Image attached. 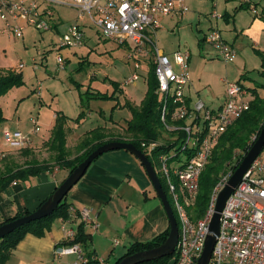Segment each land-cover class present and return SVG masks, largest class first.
I'll use <instances>...</instances> for the list:
<instances>
[{
  "label": "built area",
  "instance_id": "1",
  "mask_svg": "<svg viewBox=\"0 0 264 264\" xmlns=\"http://www.w3.org/2000/svg\"><path fill=\"white\" fill-rule=\"evenodd\" d=\"M240 1L248 5L251 3L250 0ZM56 5L79 10L80 18L87 16L104 40L128 46L131 49L129 58L134 60L136 70L141 69V63L135 59L137 55L150 59L154 66L157 94L162 104V125L168 133L185 134L180 157L176 153L159 157L162 179L168 187L180 224L177 257L173 264H198L210 234L209 226L218 196L227 186L233 170L221 175L203 218L193 221L189 211L197 201L200 177L213 148L226 129L250 109V92L240 82H225L226 99L217 110L207 107L202 99H192L188 95L191 85L190 54L176 51L168 56L156 44L161 18L186 15L189 12L187 0H0V16L13 34L22 38L24 27H17L16 22L22 21L41 32L50 31L56 20ZM252 11L257 14L256 8ZM212 18L219 20L221 16L215 12ZM85 42L86 33L80 24L71 25L66 33L61 34L55 44L58 67L64 69L66 66L63 50L82 48ZM205 42L224 61H235L236 50L223 38L218 28H212L206 34ZM23 68L24 64H21L19 70ZM138 79L139 75L134 74L123 85H131ZM32 122L36 126L33 132L38 133V121L33 119ZM179 122H184V125L176 124ZM4 140L10 148L17 149L26 147L31 139L21 132L7 131ZM164 144L161 141L143 143L145 154L151 155ZM197 148L193 157L186 156ZM70 211L69 220H63L65 223L78 219L86 226L98 228L90 209L72 207ZM76 235V231H68V240L73 241ZM58 253H76L80 264L88 263L79 244L68 245ZM210 264H264V161L260 157L251 165L226 203Z\"/></svg>",
  "mask_w": 264,
  "mask_h": 264
},
{
  "label": "rangeland",
  "instance_id": "2",
  "mask_svg": "<svg viewBox=\"0 0 264 264\" xmlns=\"http://www.w3.org/2000/svg\"><path fill=\"white\" fill-rule=\"evenodd\" d=\"M250 1V5L243 3L244 8H240V0H187L189 12L179 20L180 23L176 26L172 24L158 34V47L165 49L168 56L174 51L191 55L192 93L199 91L198 97L209 106L224 102L227 90L225 82H237L242 78L247 87L264 85L261 74L264 21L256 18L252 11L256 4L257 13L261 14L264 0ZM215 12L221 19L212 18ZM54 14L57 22H60L59 31L41 32L18 21L17 27H24L22 38L16 37L0 16V76L7 71H14L21 73L25 82L0 98V106L7 119L0 125V170L3 169L2 159L5 156L14 157L19 165L34 157L39 162L52 163L53 153L49 150V141L54 115L61 112L76 119L84 110L85 120L77 126L76 136L72 133L68 142L70 155L75 157L76 147L84 134L104 126L111 118H131L126 104H141L148 91V74L151 67L146 64L144 57L138 58V62L145 65L136 70L129 58L131 52L128 48L104 40L95 28L90 27L91 22L87 16L80 18L79 10L56 5ZM225 14L231 17L229 23L222 19ZM73 24L84 26L86 42L80 49L62 51L66 57V66L60 69L56 61L58 52L53 44L58 42L61 34L66 33ZM212 28H218L223 38L233 45L237 52L234 62L224 61L212 46L203 42L205 34ZM79 63H82L80 70ZM21 64H24L23 70H19ZM134 74H138L139 79L122 88ZM117 85L123 91L121 94L116 92ZM259 90L264 92V87L261 86ZM87 91L109 96L116 93L117 99H88L93 95L86 94ZM82 97L83 101L88 103L85 108L81 107ZM101 111L104 113L102 117ZM33 119L39 121L38 133L33 132L36 128ZM7 131L21 132L28 136L31 140L27 147L32 150V155L25 157L19 148H10L4 140V133ZM118 132L120 136H125L124 131ZM260 158L264 161V149ZM153 163L157 174L163 178L159 161L153 160ZM174 260L175 258L169 264Z\"/></svg>",
  "mask_w": 264,
  "mask_h": 264
},
{
  "label": "crops",
  "instance_id": "3",
  "mask_svg": "<svg viewBox=\"0 0 264 264\" xmlns=\"http://www.w3.org/2000/svg\"><path fill=\"white\" fill-rule=\"evenodd\" d=\"M240 3L242 2L240 1ZM242 5L243 3L240 7ZM255 8L258 9L256 4ZM255 16L264 21V9L261 14L257 13ZM182 18L184 17L170 16L161 18V28L156 34L157 46L158 34L162 30L164 32L165 28L171 27L172 24L173 26L178 25L180 23L179 20ZM222 19L227 23L231 21L229 14H225ZM59 26L60 22L55 20L52 30L59 31ZM82 27L84 29V26ZM90 27L93 26L90 24ZM205 36L203 38L204 43ZM55 44L53 45L55 46ZM125 47L131 52L128 46ZM159 49L166 54L165 49ZM73 50L76 49H65L63 51ZM138 58L143 57L136 56L135 59L139 61L140 59ZM145 60L147 61L146 64L148 63L150 67L153 66L150 59L145 58ZM67 61H69L68 58ZM132 61L134 63V60ZM144 65L141 64V69ZM237 82L242 83L248 89L250 92L249 99L252 101L254 99L252 89H255V87H247L242 82V78ZM193 92L190 85L187 90L188 95L192 99L200 97L199 91ZM258 93L264 97V92H260L258 89ZM225 99L226 91L224 101ZM222 104L206 105L211 109L217 110L221 108ZM139 105L136 104L134 106ZM103 114L101 111L100 116L102 117ZM56 118L57 114L54 115V122L50 131L55 125ZM131 118L119 120L111 118L108 123H104V126L100 128L106 130L105 133L108 135L106 139L119 137L118 130L124 131ZM77 126L73 122L70 123V127L73 128L70 136L72 133H75L74 135L76 136ZM68 175V170H55L53 173H43L30 181H19L11 185L0 194V225L18 215L36 211L39 205L47 200L62 182L67 179ZM67 202L77 210L83 208L91 210L92 218L96 220L98 228H94L92 225H85L90 241L87 249L83 246L81 247L86 258L98 259L100 264L102 262H105L104 264H114L127 253L132 244L150 242L170 227L167 213L145 168L138 158L124 150L111 151L99 157L89 167L78 184L69 192ZM80 224L81 222L78 219L66 223L63 220H58L43 237H36L32 234L26 235L14 250L7 264H80L78 254L61 255L58 253L62 248L68 246L66 245L69 242L68 231H77V227Z\"/></svg>",
  "mask_w": 264,
  "mask_h": 264
},
{
  "label": "trees",
  "instance_id": "4",
  "mask_svg": "<svg viewBox=\"0 0 264 264\" xmlns=\"http://www.w3.org/2000/svg\"><path fill=\"white\" fill-rule=\"evenodd\" d=\"M240 8H244V6L242 5ZM80 69H82V63H79V70ZM261 74L264 78V56H262ZM148 77V91L141 104L139 106H134L129 102L126 104V107L131 112L132 118L128 121L127 127L124 130L125 136L110 137L106 139L108 136L105 133L106 130L100 127L96 128L84 134L83 139L76 147L77 155L72 157L68 149V140L72 130L70 123L73 122L76 125H79L83 120H85V112L82 110L76 119L69 118L61 112L57 113L56 122L52 129V135L49 141V150L53 153V162H39L34 157L25 161L24 164L19 165L14 160V157L5 156L2 159L3 169L0 170V194L16 182L30 181L33 178L39 177L43 173H53L57 168L61 170H68L70 175L90 156V154H92L99 147L111 142L132 143L139 150L145 153L143 143L164 141L165 144L157 148L151 155L147 154L153 166V160L159 161V157L162 155L176 153V156L180 157L182 154L181 150L185 134L183 132L168 133L165 130L161 122L162 104L160 97L157 94L158 81L155 75L154 66L151 67ZM24 84L25 82L21 73L7 71L0 76V98L13 88L20 87ZM80 86L81 85L79 84V89ZM261 86L264 87V85L259 84L255 86V89H252L254 99L250 103V109L226 129V131L221 135L217 145L213 148L210 160L200 177V187L197 201L195 206L189 211L193 221H197L206 215L210 206L213 191L221 175L229 170H233V172H235L246 154L260 136L264 127V97L260 96L258 93V89L261 88ZM116 92H119L120 94L123 92L118 85ZM86 94L93 95V97H88V99H117L116 93L109 96L105 93H91L90 91H87ZM87 104L83 101L82 97L81 107L85 108L87 107ZM6 120L7 119L5 118L3 110L0 106V125ZM176 124L184 125V122ZM19 149L22 150L21 154L25 157H29L33 153L27 146ZM196 151H198V148L186 153V156L191 158L194 156ZM160 180L163 190L166 192L171 207L177 218L178 227L180 229L176 209L171 196L169 195L168 187L162 178H160ZM67 196L52 215L41 220L31 222L0 240V264H7L13 255L14 250L26 235L32 234L36 237H43L56 221L69 220L71 213L70 209L72 206L67 202ZM47 200L42 202L39 207H41ZM30 214L31 213L18 215L13 219L7 220L5 223L1 224L0 227ZM76 232V238L73 241H69L66 245L79 244L87 249L90 236L86 233L85 225L81 223L77 227ZM169 232L170 227L167 231L150 242H136L132 244L127 253L122 258L118 259L114 264H119L127 256L159 247L165 243ZM176 257L177 254L175 253L171 257H165L145 264H169L170 261ZM86 264H100V261L98 259L88 257V263Z\"/></svg>",
  "mask_w": 264,
  "mask_h": 264
},
{
  "label": "water",
  "instance_id": "5",
  "mask_svg": "<svg viewBox=\"0 0 264 264\" xmlns=\"http://www.w3.org/2000/svg\"><path fill=\"white\" fill-rule=\"evenodd\" d=\"M263 149L264 127L252 148L249 150L239 167L233 173L227 186L220 192L218 196L215 213L209 226L210 234L207 237L205 248L202 256L198 260V264H210L214 246L220 233L222 212L226 206V203L233 194L234 190L241 183L244 175L248 172L251 165L260 157ZM117 150L128 151L139 159L154 186L157 196L164 206L170 223V232L165 243L154 249L127 256L119 264H145L160 260L165 257L173 256L176 253L180 238L177 218L171 207L168 196L163 190L161 180L148 156L143 151L139 150L135 145L127 142H111L95 150L67 177V179L57 188L55 193L49 197V199L41 207H39L30 215L2 225L0 227V240L31 222L41 220L52 215L58 209V206L69 194L72 188L83 178L89 167L102 155Z\"/></svg>",
  "mask_w": 264,
  "mask_h": 264
}]
</instances>
